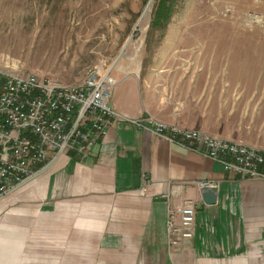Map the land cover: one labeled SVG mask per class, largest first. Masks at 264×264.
<instances>
[{"label": "crops", "instance_id": "crops-1", "mask_svg": "<svg viewBox=\"0 0 264 264\" xmlns=\"http://www.w3.org/2000/svg\"><path fill=\"white\" fill-rule=\"evenodd\" d=\"M173 45L164 37L152 54L137 45L107 64L111 104L263 149L264 93L239 75L228 91L220 71ZM185 198L193 235L170 245L167 205ZM0 264H264V179L117 118L87 156L61 152L0 196Z\"/></svg>", "mask_w": 264, "mask_h": 264}, {"label": "rangeland", "instance_id": "rangeland-1", "mask_svg": "<svg viewBox=\"0 0 264 264\" xmlns=\"http://www.w3.org/2000/svg\"><path fill=\"white\" fill-rule=\"evenodd\" d=\"M154 1L0 0V71L77 81L137 45L152 54L168 37L220 71L228 91L239 75L264 93V0H175L164 25L151 21Z\"/></svg>", "mask_w": 264, "mask_h": 264}, {"label": "built area", "instance_id": "built-area-1", "mask_svg": "<svg viewBox=\"0 0 264 264\" xmlns=\"http://www.w3.org/2000/svg\"><path fill=\"white\" fill-rule=\"evenodd\" d=\"M111 67L93 65L82 79L72 82L36 71H0V196L61 152L87 156L117 118L163 134L174 144L202 151L234 173L264 179V148L152 115L129 116L115 108L110 101L115 82ZM195 208L194 198L183 199L176 209L167 205L170 245L191 240Z\"/></svg>", "mask_w": 264, "mask_h": 264}, {"label": "trees", "instance_id": "trees-1", "mask_svg": "<svg viewBox=\"0 0 264 264\" xmlns=\"http://www.w3.org/2000/svg\"><path fill=\"white\" fill-rule=\"evenodd\" d=\"M151 21L154 24H167L175 9V0H155Z\"/></svg>", "mask_w": 264, "mask_h": 264}, {"label": "water", "instance_id": "water-1", "mask_svg": "<svg viewBox=\"0 0 264 264\" xmlns=\"http://www.w3.org/2000/svg\"><path fill=\"white\" fill-rule=\"evenodd\" d=\"M148 1V0H147ZM147 4V2H146ZM201 195H203L205 201H214L216 198V192L213 186L211 185H206L201 188Z\"/></svg>", "mask_w": 264, "mask_h": 264}, {"label": "bare ground", "instance_id": "bare-ground-1", "mask_svg": "<svg viewBox=\"0 0 264 264\" xmlns=\"http://www.w3.org/2000/svg\"><path fill=\"white\" fill-rule=\"evenodd\" d=\"M150 2H151V0H149L148 4H149ZM148 4H147V6H148ZM147 6H146V7H147Z\"/></svg>", "mask_w": 264, "mask_h": 264}]
</instances>
